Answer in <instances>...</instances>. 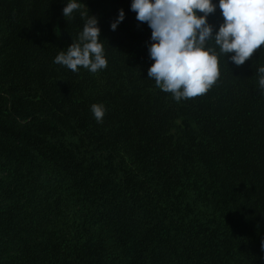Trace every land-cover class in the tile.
I'll list each match as a JSON object with an SVG mask.
<instances>
[{
	"label": "trees",
	"instance_id": "obj_1",
	"mask_svg": "<svg viewBox=\"0 0 264 264\" xmlns=\"http://www.w3.org/2000/svg\"><path fill=\"white\" fill-rule=\"evenodd\" d=\"M81 2L66 19V0H0V264H264V45L176 101L148 78L131 0ZM81 11L101 28L96 73L53 62Z\"/></svg>",
	"mask_w": 264,
	"mask_h": 264
},
{
	"label": "clouds",
	"instance_id": "obj_2",
	"mask_svg": "<svg viewBox=\"0 0 264 264\" xmlns=\"http://www.w3.org/2000/svg\"><path fill=\"white\" fill-rule=\"evenodd\" d=\"M81 4V0H66V19ZM130 8L151 29L148 53L154 63L148 78L176 101L206 93L221 75V58L240 66L264 45V0H131ZM217 9L223 17L218 29L209 22ZM80 15L84 24L78 38L60 50L53 62L74 72L83 67L96 73L108 66L99 20L88 12ZM125 18L121 8L111 29L117 30ZM256 76L264 92V65L256 68ZM106 111L103 103L91 105L98 123Z\"/></svg>",
	"mask_w": 264,
	"mask_h": 264
}]
</instances>
